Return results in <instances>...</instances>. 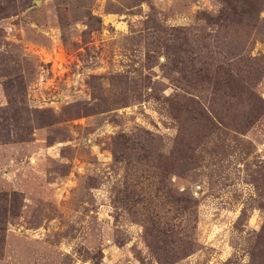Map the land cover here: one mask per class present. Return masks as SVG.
<instances>
[{"label": "rangeland", "instance_id": "374dc122", "mask_svg": "<svg viewBox=\"0 0 264 264\" xmlns=\"http://www.w3.org/2000/svg\"><path fill=\"white\" fill-rule=\"evenodd\" d=\"M0 264H264V0H0Z\"/></svg>", "mask_w": 264, "mask_h": 264}]
</instances>
